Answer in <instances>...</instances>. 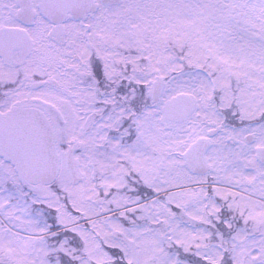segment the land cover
Here are the masks:
<instances>
[{"label": "snow or ice", "instance_id": "snow-or-ice-1", "mask_svg": "<svg viewBox=\"0 0 264 264\" xmlns=\"http://www.w3.org/2000/svg\"><path fill=\"white\" fill-rule=\"evenodd\" d=\"M0 264H264V0H0Z\"/></svg>", "mask_w": 264, "mask_h": 264}]
</instances>
